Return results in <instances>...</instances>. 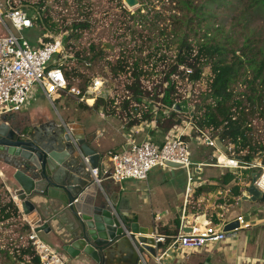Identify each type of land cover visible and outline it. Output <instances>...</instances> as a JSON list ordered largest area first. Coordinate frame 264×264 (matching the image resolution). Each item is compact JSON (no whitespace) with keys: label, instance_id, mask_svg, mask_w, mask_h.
Returning a JSON list of instances; mask_svg holds the SVG:
<instances>
[{"label":"built area","instance_id":"2783aa9c","mask_svg":"<svg viewBox=\"0 0 264 264\" xmlns=\"http://www.w3.org/2000/svg\"><path fill=\"white\" fill-rule=\"evenodd\" d=\"M2 20L6 21L2 23ZM7 31L0 34V117L10 116L24 111L29 105L30 97L37 91L50 103L62 97L73 98L78 104L86 105L94 110V104L99 100L111 102L114 113L107 115L102 110L103 116H112L120 122V129L127 133V148L120 152H108L110 162L108 179L117 183L126 180L145 181L148 174L155 168L172 169L166 162L178 164L186 176V185L183 194V205L179 218L178 233L169 238L156 234L154 243H161L156 249L155 257L151 260L155 264H164L173 258H183L184 253L201 250L209 245L220 243L226 235L240 230H247L251 223L243 216L227 219L225 213H203L194 210L197 207L196 200L192 199L194 187L197 183L194 174L201 172L203 168H216L232 175V184L238 187L239 192H245L251 183V178L256 173L253 183L256 190L264 194V166L261 162L264 151H257L253 157L256 161H245V150L235 151L232 143H225L214 135L212 128H201L197 124L194 112L188 109L186 113L174 111V106L161 102L164 92L158 95V102H151L144 98L137 103L128 92L119 94L115 91L114 84L100 77H94L82 87L69 85L66 76L61 69L64 61L68 59L64 51L62 38L55 37L50 40H38L39 47L31 46L21 33L36 27L33 16H29L26 8H5L0 4V27ZM57 55V59H53ZM50 62L53 67H50ZM180 68V67H179ZM185 72L186 78L191 70L180 68ZM120 76L119 73L116 77ZM116 77H113L116 78ZM166 87V86H165ZM128 101V109L122 105ZM172 112L177 113L175 124L171 126L164 136L162 144H156L148 138L142 140L133 139L142 128L154 130L158 121L168 117ZM192 112V115H190ZM258 114V112H256ZM253 119L247 125L246 136L252 145L264 146L263 142L251 140ZM219 139L225 148L222 151L217 145ZM203 147L210 149V163L195 162L191 160V148ZM88 163L87 158H84ZM108 171L103 170L102 175ZM98 168H90L93 182L102 183ZM229 186L220 187L213 194V199H225L230 196ZM234 202H240V196L232 198ZM191 207V208H190ZM237 221L238 228L230 232H224L223 227ZM160 222V216L154 217L155 225ZM27 225V224H26ZM27 244H30L39 258L40 264H65V257L57 254L39 238L34 228L29 225ZM155 229V228H153ZM184 229H190L184 232ZM143 255L141 254L140 257Z\"/></svg>","mask_w":264,"mask_h":264},{"label":"rangeland","instance_id":"374dc122","mask_svg":"<svg viewBox=\"0 0 264 264\" xmlns=\"http://www.w3.org/2000/svg\"><path fill=\"white\" fill-rule=\"evenodd\" d=\"M191 1L197 5L204 0ZM141 2L142 0H138V6L128 8L123 0H0V4L5 8L29 7L33 13L38 12L39 25L21 33L31 46L39 47L38 40L41 39L47 41L59 36L62 38L64 51L70 56L65 61L63 69L65 73L70 74V69L75 68L79 74L70 79L72 85L82 87L92 78L100 77L114 84L115 91L119 94H125L126 86L131 81L134 63H137L138 69L142 72L140 82L149 98L147 100L155 102L154 97L167 88L168 77L175 83L176 103L186 101L188 109L197 111L204 98L209 70L207 68L204 70L203 80L195 82L189 81L183 71L177 76L168 74L176 46L172 43L171 32L177 28L173 25L170 16H180V12L175 9V4L171 0H149L140 4ZM243 2L244 0H229L226 6L210 8L216 14L217 26L222 28L217 40L221 41L226 49L231 45L226 44L225 38L236 42L235 47H237L245 36L256 46L264 47V15L245 11ZM143 6L150 8L151 11L148 12ZM28 15L32 17L31 14ZM3 22L6 23L2 20ZM75 24H79L80 27L73 29ZM6 31L3 26L0 27V34ZM53 59H57V55ZM119 61L127 64V72H119L120 76L116 77L112 68ZM232 87L239 88V85L235 84ZM34 106L44 107L55 117L54 108L60 114L64 111L66 121L74 120L80 114L90 115L92 112V109L78 104L70 97L62 98L58 103L53 104L40 99L34 103ZM94 110H102L107 115L112 111L111 108H107V100H99ZM24 113L7 116L9 124L14 128L27 130L32 123L26 115H23ZM252 119L255 121L251 140L264 143V106L262 115L255 113ZM191 153L192 161L211 162L208 148L192 146ZM182 172L181 170L176 172L175 181L183 179ZM209 172L215 174L218 171L213 168H203V178ZM10 175L11 171L0 162V203H5L11 198L2 181L3 178L9 179ZM250 212L251 214L246 212L244 214L249 217L252 215L264 217L263 213L258 214L255 210ZM25 225L21 212L18 218L0 223V248L27 246L29 232L25 230ZM219 244H221L220 253L214 250L216 254L226 255L228 251H233L231 257L238 256L241 264H261L260 262L264 260V227L229 233ZM2 260L0 258V264ZM226 260L224 258L220 264H226Z\"/></svg>","mask_w":264,"mask_h":264},{"label":"water","instance_id":"95a60500","mask_svg":"<svg viewBox=\"0 0 264 264\" xmlns=\"http://www.w3.org/2000/svg\"><path fill=\"white\" fill-rule=\"evenodd\" d=\"M123 2L128 8L138 6V0ZM174 111L186 113V101L176 104ZM95 137L85 135L83 125L73 122L49 121L21 130L12 127L7 116H1L0 162L11 170L8 181L14 188V200L34 232L52 235L70 258L83 254L95 264H146L161 243H154L153 226L126 224L112 213L117 202L105 199L107 187L103 183L110 181L111 164H102L103 156L91 148ZM216 145L225 151L219 139ZM261 164L264 166V158ZM166 165L180 168L170 162ZM90 168L99 169L100 185L93 182ZM103 170L108 172L102 175ZM256 176L242 194V202L264 204V194L253 185ZM261 226L264 222L253 228ZM235 228L237 221L224 226L223 231ZM141 254L147 258L143 260Z\"/></svg>","mask_w":264,"mask_h":264},{"label":"trees","instance_id":"16d2710c","mask_svg":"<svg viewBox=\"0 0 264 264\" xmlns=\"http://www.w3.org/2000/svg\"><path fill=\"white\" fill-rule=\"evenodd\" d=\"M147 1L149 0H142L140 4ZM171 2L175 4V9L180 12V16H170L173 25L177 28L171 32L172 43L176 46L173 60L169 65V76L182 74L179 67H183L191 70L188 80L195 82L203 80L204 70L206 68L209 70L206 76L204 98L194 112L197 124L201 128H212L214 135L221 141L234 144L236 152L245 150L247 152L243 158L245 161L252 160L258 150L264 151V146L252 145L246 136L247 125L256 112L259 116L262 115L264 106V47L256 46L247 36L243 37V41L237 47H235L236 42L225 38L226 44L231 45L229 49L217 40V35L222 33V28L217 26L216 14L210 8L226 6L229 0H204L197 5L191 0H171ZM243 4L245 11L264 15V0H244ZM143 8L148 12L151 11L146 6ZM26 9L33 16L35 26L39 25L38 12L35 14L31 8ZM78 27H80L79 24L73 25V29ZM64 63L61 69L68 84L71 85L70 79L79 74L75 68L70 69V74L65 73ZM126 67L127 64L119 61L116 66H113L112 72L114 75L119 72L126 73ZM141 73L137 63H134L131 81L126 86V92L137 103L148 98L140 82ZM167 80L169 83L164 90L161 102L171 105L176 102L175 83L168 77ZM235 84H238L239 88H233ZM153 101L158 102V96L154 97ZM98 102H95L94 107H97ZM128 104V101L124 100L122 105L124 110L128 109ZM111 107V102H107V108ZM110 113H114V110L112 109ZM176 117L177 113L172 112L168 117L161 118L156 128L167 131L175 124ZM229 180V175L223 179L225 183ZM233 195H238L237 190H233ZM19 216V208L11 198L5 203H0V223ZM25 230L29 231L28 225H25ZM0 258L3 259L1 264H40L30 244L12 249L0 248Z\"/></svg>","mask_w":264,"mask_h":264},{"label":"crops","instance_id":"0c3cea01","mask_svg":"<svg viewBox=\"0 0 264 264\" xmlns=\"http://www.w3.org/2000/svg\"><path fill=\"white\" fill-rule=\"evenodd\" d=\"M62 98L56 100L55 103H58ZM40 99L46 101V98L42 96L39 91L35 92L29 99L28 107L22 111L25 112L23 115H26V117L31 120L32 124H30L29 128L49 121H66L64 111L63 114H60L59 111L54 108L55 117L50 111L45 110L44 107L34 106V103ZM91 111L90 115L80 114L77 115L74 120L68 122L81 124L83 125L85 135L96 136L91 141L90 146L103 156L102 164H104L105 161H108L106 160L108 152H120L127 148V133L125 130L120 129V122L116 118L107 115L103 116L100 110ZM29 128L27 130H29ZM165 134L166 131L162 129L156 128L151 130L142 128L133 139L142 140L148 138L159 145L164 141ZM7 170L10 169L7 168ZM178 170L181 169L155 168L148 174L145 181L126 180L120 183L112 180L105 181L103 183L106 185L107 190L104 193V197L107 201L108 197H110L117 202L114 207H111L112 213L121 218L124 223L130 224L136 222L142 227L153 226L156 233L166 237V242H168L169 238L175 236L179 230V218L186 185V176L183 170H181L183 171L181 173L183 179L175 181L177 177L176 172ZM216 170L218 172L215 174L211 172L205 174V178H203V169L201 172L194 174V180L197 183L199 182L197 186L194 187V194L192 196V199L196 200L197 203V207H195L194 210L203 213H225L227 219L243 216L252 224L250 228L256 229L253 228L254 223L257 225L264 222V217H260L259 215H252L249 217L244 213L251 214L250 210H255L256 213H263L264 215V204L259 202H242L241 200L237 203L232 201L234 197L240 196L241 198L244 192L241 194L238 187L232 184L233 177L231 174L222 172L218 169ZM226 175L230 176V180L227 183L223 181ZM2 181L5 183V187L10 193L11 198L15 201L13 197L14 188L8 183V179L3 178ZM227 186L231 189L230 196H227L225 199L214 200V192L220 187L224 188ZM233 190H237L238 195L234 196ZM156 215L160 216V222L155 225L154 217ZM23 221L28 225L24 217ZM37 235L45 245L49 246L57 254L65 257V264H95L90 258L83 254H80L77 258H70L67 256V254L63 252L61 245L52 235H43L41 233ZM218 244L209 245L201 250L186 252L183 258H173V260L164 264H220L224 258L225 260L227 258L226 264H241L238 256L236 258L231 257L234 253L233 251H228L226 255L216 254V252L220 253L221 244ZM214 250H216V252ZM146 258L145 254H143V260ZM250 260L252 261L253 258L251 257ZM262 262H264V260L260 263L262 264ZM146 264L155 263L152 260H146Z\"/></svg>","mask_w":264,"mask_h":264},{"label":"bare ground","instance_id":"6f19581e","mask_svg":"<svg viewBox=\"0 0 264 264\" xmlns=\"http://www.w3.org/2000/svg\"><path fill=\"white\" fill-rule=\"evenodd\" d=\"M106 160H108V157H106Z\"/></svg>","mask_w":264,"mask_h":264}]
</instances>
